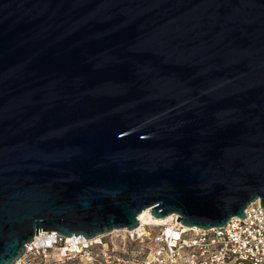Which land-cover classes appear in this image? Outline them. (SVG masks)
I'll return each instance as SVG.
<instances>
[{
	"label": "water",
	"instance_id": "water-1",
	"mask_svg": "<svg viewBox=\"0 0 264 264\" xmlns=\"http://www.w3.org/2000/svg\"><path fill=\"white\" fill-rule=\"evenodd\" d=\"M255 200L264 0H0V264L39 230H206Z\"/></svg>",
	"mask_w": 264,
	"mask_h": 264
},
{
	"label": "built area",
	"instance_id": "built-area-1",
	"mask_svg": "<svg viewBox=\"0 0 264 264\" xmlns=\"http://www.w3.org/2000/svg\"><path fill=\"white\" fill-rule=\"evenodd\" d=\"M150 216L146 208L134 227L88 238L39 230L11 264H264V208L258 200L243 217L206 230L182 225L175 214Z\"/></svg>",
	"mask_w": 264,
	"mask_h": 264
},
{
	"label": "bare ground",
	"instance_id": "bare-ground-1",
	"mask_svg": "<svg viewBox=\"0 0 264 264\" xmlns=\"http://www.w3.org/2000/svg\"><path fill=\"white\" fill-rule=\"evenodd\" d=\"M150 217H151V216H150ZM151 219H152V220H158V219H156V218H153V217H151Z\"/></svg>",
	"mask_w": 264,
	"mask_h": 264
}]
</instances>
